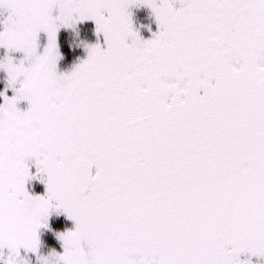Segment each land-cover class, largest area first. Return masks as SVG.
<instances>
[{
	"label": "snow or ice",
	"instance_id": "snow-or-ice-1",
	"mask_svg": "<svg viewBox=\"0 0 264 264\" xmlns=\"http://www.w3.org/2000/svg\"><path fill=\"white\" fill-rule=\"evenodd\" d=\"M0 17V264L39 260L53 212L75 224L57 264L264 257V0H0ZM84 21L103 44L62 72L60 30Z\"/></svg>",
	"mask_w": 264,
	"mask_h": 264
},
{
	"label": "rangeland",
	"instance_id": "rangeland-1",
	"mask_svg": "<svg viewBox=\"0 0 264 264\" xmlns=\"http://www.w3.org/2000/svg\"><path fill=\"white\" fill-rule=\"evenodd\" d=\"M131 12L133 14V23H134L135 28L140 32V34L145 39L151 38L152 32L158 31V24H157L156 18L150 7L146 5L140 6V7H133L131 9ZM2 18L3 17H0V19ZM84 22L87 23L89 21H84ZM84 22L77 24L75 28H62L60 30L59 35L63 34V32H69L70 33L69 35H71L72 39L78 41L79 43L78 49L81 52V54H79L78 56L76 57L72 56L69 59H67L66 63H65V58H63L59 62V70L62 72L71 71L76 64L81 62L83 59L87 58L88 53L85 47L86 45H89L90 43H85V42L82 43V41H86V39L92 38V36L89 33V34H86V37H87L86 39L83 38L84 32L83 31L81 32V26L84 27L82 24ZM78 25L80 26L79 29H77ZM86 29H88V26H86ZM92 29L96 31V25H94ZM44 42H46V37L42 36V43ZM59 43L61 44V46H65L66 39L62 40L59 37ZM4 54H5V50L0 49V57H2ZM66 57L68 56L66 55ZM6 87H7V75L4 71L0 70V92H3ZM7 94L9 96L13 95V92L10 88L8 89ZM0 100H1L0 104H2L3 103L2 96H0ZM20 106L22 108H27V103L23 102ZM33 167L35 168V166ZM35 171L36 170H34L33 172L35 173ZM44 193L45 191L42 193V195ZM56 221H57V217L50 218V221H49L50 227L41 229L40 231V238H41L40 259L37 260V258L34 255H32L30 257L32 264H57V258L53 254V250L57 252H62L63 248H62V242L57 237V233H59V231H56L54 235L51 233L54 230V227H53L54 224L55 225L57 224ZM69 229H74V226H72L71 224L67 225L64 231H67ZM49 230H50V233H49ZM52 240H56V242L58 243V246L60 244V247L54 246L52 243ZM243 258L247 259V257H243ZM251 262L252 264H264V257H251Z\"/></svg>",
	"mask_w": 264,
	"mask_h": 264
},
{
	"label": "trees",
	"instance_id": "trees-1",
	"mask_svg": "<svg viewBox=\"0 0 264 264\" xmlns=\"http://www.w3.org/2000/svg\"><path fill=\"white\" fill-rule=\"evenodd\" d=\"M179 6H180L179 3H177V7H179ZM65 38H67V36L66 35H62V40H64ZM0 102H1V100H0ZM37 185L41 186V182L38 181ZM28 190L34 195H42V193L44 192V190L42 188L41 189L40 188L39 189H30V187H28ZM53 217H57V221H56L57 224L56 225L54 224V226H53L54 230H53V232H51L53 235L56 233V231L64 232L65 227L67 225H70V224L74 223L72 220L68 219L65 214H62V213L58 215L55 212H53L51 218H53ZM49 233H50V230H49ZM52 243H53L54 246H58V243L56 242V240H52ZM58 247H60V244H59Z\"/></svg>",
	"mask_w": 264,
	"mask_h": 264
},
{
	"label": "bare ground",
	"instance_id": "bare-ground-1",
	"mask_svg": "<svg viewBox=\"0 0 264 264\" xmlns=\"http://www.w3.org/2000/svg\"><path fill=\"white\" fill-rule=\"evenodd\" d=\"M82 24H83L84 27L81 26V32L83 31V32H87V33L93 34V29H92L91 25L88 22L87 23L84 22ZM86 26H88V29H86ZM77 27L80 28L79 25ZM71 31H73V30H71ZM63 34L64 35H69L70 33L69 32H63ZM101 44H103V41H101ZM75 49H76V51H75ZM60 50H61V52L63 54V57L65 58V62H67V59H69V57H66V55L68 56V52L69 51H75L76 53L81 54V52L78 49V47L60 46ZM71 225L75 227V224L74 223H72Z\"/></svg>",
	"mask_w": 264,
	"mask_h": 264
},
{
	"label": "flooded vegetation",
	"instance_id": "flooded-vegetation-1",
	"mask_svg": "<svg viewBox=\"0 0 264 264\" xmlns=\"http://www.w3.org/2000/svg\"><path fill=\"white\" fill-rule=\"evenodd\" d=\"M88 23H90V21L88 22ZM93 24V26L95 25V23H92ZM77 29H79L78 27H77ZM97 34V33H96ZM70 36V35H69ZM100 37V36H99ZM99 37L97 36V37H95V39H94V41L93 42H91L90 44H96V43H101V39H99ZM33 166H35V164L33 163V165H32V171H34V170H36V168H34ZM38 181H40L39 179H36V180H32V181H30L29 183H28V185H27V187H30V189H32V188H36V189H39V188H44L45 189V191H46V186H45V184H43V183H41V186H38L37 185V182ZM41 182V181H40Z\"/></svg>",
	"mask_w": 264,
	"mask_h": 264
}]
</instances>
